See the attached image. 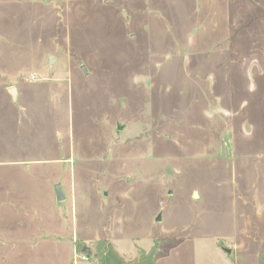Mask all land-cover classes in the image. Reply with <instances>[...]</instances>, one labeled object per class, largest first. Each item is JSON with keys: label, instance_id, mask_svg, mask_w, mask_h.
I'll use <instances>...</instances> for the list:
<instances>
[{"label": "rangeland", "instance_id": "374dc122", "mask_svg": "<svg viewBox=\"0 0 264 264\" xmlns=\"http://www.w3.org/2000/svg\"><path fill=\"white\" fill-rule=\"evenodd\" d=\"M105 239L264 264V0H0V264Z\"/></svg>", "mask_w": 264, "mask_h": 264}, {"label": "crops", "instance_id": "0c3cea01", "mask_svg": "<svg viewBox=\"0 0 264 264\" xmlns=\"http://www.w3.org/2000/svg\"><path fill=\"white\" fill-rule=\"evenodd\" d=\"M10 88H12V90H13V92L10 90ZM4 89H6V90H9V92L11 93V95L13 96V99L15 100V99H17L18 97H19V94H20V92H19V89L17 88V86L15 85V84H12V83H6L5 85H3V90ZM98 240H100V239H95V240H93V241H98ZM105 240H107V239H105ZM108 241V243H107V248H106V250H105V252H104V256H106L107 255V253H106V251L108 250V246H109V240H107ZM77 241H75L74 243H76ZM89 244V243H88ZM90 245V244H89ZM75 246V244H71V247H70V252L72 251V252H74V247ZM82 248H83V246H82ZM141 255H142V252H141ZM103 256V257H104ZM88 257H90V256H88ZM82 259H84V258H82ZM92 262V264H99V262L98 261H96V260H92L91 261ZM140 263V262H139ZM138 263V264H139Z\"/></svg>", "mask_w": 264, "mask_h": 264}, {"label": "trees", "instance_id": "16d2710c", "mask_svg": "<svg viewBox=\"0 0 264 264\" xmlns=\"http://www.w3.org/2000/svg\"><path fill=\"white\" fill-rule=\"evenodd\" d=\"M105 247L106 244L104 245V248L102 249V258L99 260V264H104V252H105ZM155 255L156 252L153 249L148 250L147 252H142L141 258H140V263L139 264H154L155 262Z\"/></svg>", "mask_w": 264, "mask_h": 264}, {"label": "water", "instance_id": "95a60500", "mask_svg": "<svg viewBox=\"0 0 264 264\" xmlns=\"http://www.w3.org/2000/svg\"><path fill=\"white\" fill-rule=\"evenodd\" d=\"M82 69H83V71H85L86 69L82 66ZM10 90L13 92V90H12V88H10ZM56 194H57V200H62V199H64V195L63 194H61L60 193V190H59V188H57V190H56ZM158 219H159V217H158ZM157 219V220H158ZM82 252L84 253V254H87L88 256H90V255H92L91 254V248L90 247H84V248H82Z\"/></svg>", "mask_w": 264, "mask_h": 264}, {"label": "built area", "instance_id": "2783aa9c", "mask_svg": "<svg viewBox=\"0 0 264 264\" xmlns=\"http://www.w3.org/2000/svg\"><path fill=\"white\" fill-rule=\"evenodd\" d=\"M85 259V257H83Z\"/></svg>", "mask_w": 264, "mask_h": 264}]
</instances>
